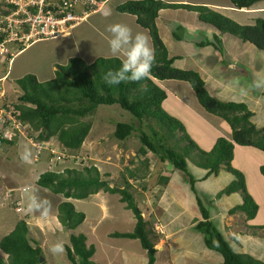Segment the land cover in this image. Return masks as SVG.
Here are the masks:
<instances>
[{
  "label": "trees",
  "instance_id": "1",
  "mask_svg": "<svg viewBox=\"0 0 264 264\" xmlns=\"http://www.w3.org/2000/svg\"><path fill=\"white\" fill-rule=\"evenodd\" d=\"M263 0H230L235 8H249ZM187 8L200 13V18L212 23L224 33H230L243 41L254 44L264 50V17L255 19L253 23L243 24L227 15L207 6L183 3H169L163 0H128L116 9L119 12L136 16L137 23L149 30L152 38L155 59L147 78L133 82H122L118 86L109 87L103 83L102 76L109 69L116 70L120 59L114 56H98L93 61H86L78 55L71 56L66 63H57L54 76L40 80L35 74H26L17 79L23 90L19 102L10 107L22 124H29L35 137L48 140L58 136L66 148L79 149L91 131L92 123L81 120L93 112L99 105L119 104L130 111L139 123L144 119H154L162 129L152 128L153 135L143 130L140 135L141 146L137 155H143L148 150L153 152L162 162H168L174 169L184 171L188 183L197 197L202 219L195 228L203 233L205 244L223 257L224 264H264L255 256L238 252L228 241L224 233L210 217V212L197 194V180L187 170V159L205 170L204 178L219 174L221 169L231 172L234 179L220 190L216 197L229 195L239 191L243 203L230 209V213L244 212L248 219H253L259 210V205L249 193L245 174L232 164L236 144L253 146L264 151V127L258 128L251 120L253 112L244 102L221 101L212 96L205 87L199 72L193 69H183L174 65L175 57L169 56L158 26L157 17L163 8ZM3 37V36H2ZM1 37V39H2ZM210 43H202V45ZM217 45L221 49V41ZM223 51V48H222ZM161 80H178L188 82L193 88L199 103L210 113L221 116L232 128V138L218 137L210 150H204L189 134L186 123L178 116L170 114L173 110L165 108L170 91L163 88ZM8 104V103H7ZM136 125L131 122L116 123L115 136L125 142L135 131ZM182 132V135H179ZM174 139L173 144L168 139ZM4 141V139L2 138ZM183 142V143H182ZM148 165L145 162V166ZM128 178L138 179L135 170L126 168ZM264 176V165L260 166ZM110 173L101 174L97 165L85 166L82 170L66 168L58 172L46 170L38 178V184L48 188L53 193L63 194L66 198L83 199L100 190L121 194V200L132 209L136 218L133 231L114 233L115 235L138 239L147 251V264H155L156 252L153 238L161 236L157 223L151 227L150 220L145 218L136 202L135 194L126 186H111L108 179ZM128 178L125 180L128 182ZM169 177L161 175V184L167 183ZM58 220L64 228L72 229L82 224L86 218L83 211L78 210L70 200H64L58 207ZM163 228V227H162ZM260 228L264 229V225ZM164 229V228H163ZM85 233H71L70 244H66V252L72 264H97L93 259L96 252L94 244H88ZM237 240V239H236ZM30 238V226L26 218L19 219L13 230L0 239V249L8 255L7 259L0 255V264H46L41 261L43 248ZM37 242V241H36Z\"/></svg>",
  "mask_w": 264,
  "mask_h": 264
},
{
  "label": "rangeland",
  "instance_id": "2",
  "mask_svg": "<svg viewBox=\"0 0 264 264\" xmlns=\"http://www.w3.org/2000/svg\"><path fill=\"white\" fill-rule=\"evenodd\" d=\"M121 1L122 0H111L107 5L111 11H107L105 13L106 16L103 19H101L99 15H96L97 13L93 14L92 16L91 14H88L83 20L71 28V32L69 34L65 36H59L63 38L67 37L68 39L53 38L49 36L40 38L33 37L29 41L23 40V44L17 43L15 41L12 42L13 44L10 43V52L12 51L10 55L12 56L16 49H20L21 47L30 44L32 42L31 40L34 38H37L38 40L42 39L39 40V42L34 43L29 50L26 48L24 51H22L23 54L21 52L17 55L18 58L16 61L26 57L28 59L30 68L25 67L26 64H22L18 66L20 69L16 70L12 76H19L18 79H20L26 75L25 73L35 74L40 80L44 81L46 78L53 77L55 72L52 70V68H56L55 65L57 63H66L68 58L73 55L81 56L86 61H93L98 56H112L107 45L110 34L106 29L111 24L124 23V19L122 16H120L121 14H119V12L113 8L115 4ZM222 2L230 3V0H222ZM0 4L2 5V7L0 6L1 14L5 11L4 1L0 0ZM102 8H106L105 5L98 7V10H101ZM83 12L84 6L79 5L77 7V13L82 14ZM241 18H244V16L241 15ZM179 31L182 32L181 30ZM107 34L108 36H106ZM3 55L6 56V53ZM63 58L66 61H63ZM32 62L33 64H30ZM43 73L47 74L43 75ZM15 82V86H17V94L16 92L15 94L18 96V98H13V101L9 100L8 98L7 101L10 104L7 107H10L13 103L19 102V96L23 93V90L18 85L17 80H15ZM168 85L171 88H176V84ZM186 91L187 89L183 92L184 102L182 103L187 104L191 102L200 110L197 98L194 96L188 97V93H186ZM170 106L177 109L174 112L170 109L169 113L171 114V112H173L172 115H177L186 123L189 134L193 135L194 140L201 148L204 150H210L211 148H207H209V142L215 133L213 131H208V127H211V125L200 119L199 115L198 119L200 122H203V125L198 126L196 118L190 115L188 110L181 108L180 105L177 104V102H174V100L171 98L167 100L165 108L169 110ZM0 109L3 111L1 121L4 123L5 120L9 118L8 116L11 115V110L8 108ZM81 120L91 122L92 129L79 149L66 148L63 146L61 141H59V138H57L58 136L56 135V137H53L52 141H49L54 143L56 153L50 154V149H45L48 143L44 144L36 160L32 158V162L30 164L22 163L19 160L18 154H16L15 150L13 149H9L5 154L0 155V197L4 193L5 194L3 197H8L6 205L2 207L0 206V239L6 235L7 232H9L8 230L11 226L10 222H13L12 220L14 219H21L25 217L27 212L26 210L23 212L15 210L16 207H13L15 205L14 201L19 200L20 197H12L8 188L5 187L6 184H8L9 181H14L16 186L20 187L17 190V195H19V193L22 191L23 184L26 183L24 178H29L31 173L37 169H44L42 172H45L47 167L58 168L61 171H64L66 168H76L82 170L85 166L97 165L102 175L105 173H110V177L103 176V178L111 181L110 185L130 187V190L136 196V202L138 203V206L144 211L145 214L148 213L146 207L154 206L160 197V186L158 184L162 185V174L164 176H172L171 180L173 184L170 186V190L176 194H179L181 197L183 196V188L180 186L186 182H189L188 176L186 173H184V171L174 169V167L168 162H162L159 157L150 150H148V152L143 155H137L138 149L141 146L140 135L143 130L148 132L150 135H153L152 128L162 132V129L156 120L144 119L140 124L137 118L134 117L130 111L122 108L119 104H101L87 116L81 117ZM205 120L212 123L214 127H218L211 119L205 117ZM118 122H133L136 125L135 131L125 142H122V140L117 139L115 136L116 123ZM197 126L201 128L194 130V128ZM223 127L222 132L225 133L226 131H224ZM31 130L32 128H22V133L19 134H30L31 136L33 134L31 133ZM16 135H18V133ZM179 135H182V132H179L178 136ZM13 137L14 135L11 133L10 138ZM173 140L174 139L172 138L168 139V143L173 144ZM3 149V146H1L0 150L3 151ZM58 154H61V159L57 158ZM44 159L46 161V165L43 163ZM187 161L188 172L197 180L202 174H204V170L200 167H197L193 163L192 158H188ZM145 162H147L148 165L145 166ZM232 164L235 168H238L245 174L248 191L259 205L258 214L252 219V223L264 225V176L260 171V166L264 165V151L253 146L237 145L235 148V156ZM126 168L135 170L136 173L140 175L137 177L140 178H128V172ZM127 178L128 182L125 181ZM233 179L234 176L231 172L222 169L220 170L219 174L211 177L207 182V192L209 194H197L202 198L204 205L208 208L210 206L211 208V204L209 203V201H211L210 196L212 195L216 199L219 198L216 197L217 193L222 190V188H225L226 185ZM102 193L103 195L95 197L76 199V208L86 214V221L78 225L76 228H64L62 224L57 221L56 213L54 211H49L50 217L44 219L42 223L38 221V218L35 215L36 219L34 218V220H32L29 224L31 227L30 238L35 241L33 242L34 245L37 243L43 248L42 257L46 261V264H72L67 256L65 245L70 243L71 233L78 234L81 232L87 235L88 244L95 245L97 252L93 259L97 262V264H125V260L129 263L132 259L134 261L133 264H147V254L145 256L139 254L144 253V248L142 247L140 240L114 234L128 231L131 232L134 230L136 218L132 209H129L126 204L122 202L120 193H114L110 191H102ZM194 195L195 194L189 195L191 198V206L189 207H199L197 203V197ZM241 195L242 194L240 193V196ZM224 196H222V221L229 220L228 222L231 223L232 220L230 219L233 218L236 219L234 221L238 230L254 231L256 233L255 238L260 237L257 240H261L259 241L260 245H258V248H255V251L257 255L263 259L264 229L247 227L245 221L247 222L249 219L243 212H237L231 215L229 212L230 209L240 203H243L242 196L241 202L233 205L229 209H227V205L233 204L234 201H231V197L227 200L226 198H223ZM194 197L196 198V202ZM103 204H105L107 207H102ZM3 211L5 213H9L10 215L13 213V217L7 216L6 214L2 213ZM107 213H110L111 217L107 216ZM103 214L104 216L102 217ZM146 217L149 218V216ZM100 218L101 220L98 221ZM226 223H223V225H226ZM151 227H153L152 229L154 232H156L154 229L156 226L152 224ZM158 227L164 231L162 226L159 225ZM226 228L227 227H225V229ZM222 232H225L224 229H222ZM160 237H162V235ZM153 240L156 241L157 238H153ZM58 242L62 243L63 251L58 254H53L50 251V247ZM231 245L235 250H237L233 242ZM0 255L5 259L8 257V255L1 249Z\"/></svg>",
  "mask_w": 264,
  "mask_h": 264
},
{
  "label": "crops",
  "instance_id": "3",
  "mask_svg": "<svg viewBox=\"0 0 264 264\" xmlns=\"http://www.w3.org/2000/svg\"><path fill=\"white\" fill-rule=\"evenodd\" d=\"M110 1L111 0H105L106 3H104V5L106 8L104 9L102 8L103 9V10L101 9L102 12L101 10L97 9L98 11L96 10V12L91 13V16L97 13L96 15H99V17L103 19L106 16L105 13L107 11L108 12L111 11L107 7ZM125 1L128 0H122L121 2L115 4L113 7L114 10H117L116 9L117 5ZM163 1L169 3H183V4L207 6L243 24L253 23L255 19L259 17H264V13H259V12H264V0L252 5L249 8H242V9L235 8L230 3L222 2V0H163ZM119 14H121L120 16H122V18L124 19L123 24L129 26L132 29L133 33L143 32L147 34L149 37V44L153 48L152 38L150 36L149 30L141 27L137 23L136 16L133 14L123 13V12H119ZM241 15H243L244 18H241ZM157 26L160 35L168 48L169 56L175 57V61H174L175 66L183 69H193L199 72V74L204 80L206 89L212 96L216 97L217 99L221 101H236V102L246 103L249 109L253 112L251 118L253 123H255L258 128L264 127V50L263 49H259L254 44L243 41L242 39L230 33L222 32L212 23L202 20L200 18L199 12L184 7L163 8L157 17ZM179 30H181L182 32H180ZM106 36H108V34ZM54 38H63V37H54ZM63 39H68V38L64 37ZM39 40L38 39L36 41L34 40V42H31L30 44L20 49H16L14 51V54H12V56L10 55L12 51L10 53H7L6 56L0 54V101H1L0 108H7V106H9L10 103L7 101L8 98L9 100H12L13 98L14 99L18 98V96L16 95L17 86H15L16 84L15 80H17L19 76H15V77L12 76L16 70L20 69V67L18 66L22 64H26L25 67L30 68L28 59L26 57L22 59H18L17 60L19 62L18 63L16 61V59L18 58L17 55L20 54L22 51H24L26 48L27 50H29L33 46V44L39 42ZM218 40L221 41V49L217 46L219 45ZM202 43H210V44L202 45ZM64 58L63 61H66ZM30 64H33V62ZM55 69L56 68L54 69L52 68L54 72ZM45 74L47 73H43V75ZM47 79H50V77L46 78V80ZM160 84L162 85L163 88H166L167 90L170 91V96L167 98V100L171 98L174 100V102H177V104H179L181 108H185L186 110H188L190 115L196 118L198 122V126L203 125V122L202 121L200 122V120L198 119L199 115H200L199 116L200 119L205 121L207 124L211 125V127H208V131H213L215 133L213 134L211 141L209 142V148L207 149L212 148L217 138L221 137L222 135L228 138H232V128L228 124V122L225 119H223L221 116L208 112L199 103L198 99L197 101L200 106V110L191 102L187 104L182 103L184 102L183 92L186 89H187L186 93H188L187 95L188 97L194 96L195 98H197L193 88L190 86L188 82L178 81V80H161ZM168 84H172V85L176 84L175 85L176 88H171L169 87ZM256 84H259L260 86L257 87L255 86ZM242 88L245 89V94L243 95L241 94L240 91V89ZM176 109L177 108L173 107L172 111L174 112L176 111ZM2 112L3 111L0 109L1 128L3 126H7L5 122L3 123V121H1V116L3 115ZM205 117L211 119L213 123L216 124L218 127H214L212 123L206 121ZM198 126L195 127L194 130L201 128ZM24 127L26 128L28 126H24ZM222 127L224 128V131H226L225 133L222 132ZM17 133L18 135H16ZM32 139L33 138L29 135H23V134L20 135L19 131L14 129V137L12 139H4L2 144L4 149L3 151L0 150V155L5 154L9 149L15 150V153L18 154V151L20 150L19 146L23 144H28L32 149V153H33L32 158L36 160V158L34 157L35 147L32 143ZM46 142L47 141H43L41 143L46 144ZM52 148L55 149L54 143L49 142L45 149H50L51 151ZM43 163L44 165H46L45 159ZM42 170L37 169L33 173H31L29 178L27 177L24 178L26 183L23 184L22 191L19 193V195H17V190L20 187L19 186L17 187L14 181H9L8 184H6L5 186L10 191V195L12 197H16V198L18 196L20 197L19 200L14 201V204L18 205L17 204L18 202L21 205L22 209L19 210L20 212H23L24 210L27 211L25 218L29 224L31 223L32 220H34V218L36 219V216L38 218V221H40V223H42L44 219H42L38 213L29 212L27 210V199L23 191V189L26 186H31L37 189L38 190L37 194L41 198H46L50 201L51 204L50 211H54L56 213L57 221H59L57 216L59 204L64 200H70L75 205V201L77 199V198H66L61 193L59 194L53 193L48 188L39 185L38 178L42 173ZM46 170L61 171L58 168H50V167H47L45 171ZM205 173L206 171L204 170V174H202L198 178L195 184L196 190L200 195L209 194L207 192L208 190L207 182L211 177L215 176V175H211L207 178H204ZM171 177L172 176L170 175L168 182L165 183L164 185L158 184L160 186V197L158 198V201L156 204H154V206L146 207L148 213L145 214L144 211L141 209L145 218L150 220L152 224L156 225L157 223H161L162 227L164 228V234L162 235V237L157 236V240L155 241V248L157 249L155 264H224L222 255L215 250L209 249L205 244L203 233L195 228L197 222L202 219V214L200 207H189L191 206V198L189 195L195 194L192 191L190 184L186 182L182 184V186H180L183 188V193H182L183 196L181 197L179 196V194H176L175 192H172L170 190V186L173 184ZM102 191L100 190L98 193L91 194L89 197L103 195ZM3 195H1L0 197L1 207L6 205V201H8V197L7 196L3 197ZM241 196H240V192H233L229 195L225 194L223 198H226L228 200V198L231 197V201H234L233 204L227 205V209L231 208L233 205L237 203H240ZM210 198L211 201H209V203L211 204V208L210 206L209 208L208 207L206 208L210 212L211 219L215 222V224L221 231L222 229H224L225 231L223 232L224 235L231 243L233 242L235 244L237 251L249 253L255 256L256 258L264 261V258L263 259L260 258L255 251V248H258V245H260L259 241L261 240H257L260 237L255 238L256 233L254 231L252 232V230L251 231L238 230L234 221L236 219L233 218L230 219L232 220L231 223L228 222L229 220L222 221V196L216 199L214 198V196L211 195ZM195 202H196V198H195ZM15 205L13 207H15ZM102 207H107V206L103 204ZM2 213L6 214L9 217H13V213L11 214L12 216L9 213H5L4 211ZM106 215L111 217L110 213H107ZM103 216L104 214L102 215V217ZM146 216H149V218ZM49 217L50 215L47 218ZM18 219L19 218L12 220L15 224L13 222H10L11 226L8 230L9 232L13 230L16 223L18 222ZM100 220L101 218L98 221ZM84 221H86V218ZM223 223H226V225H223ZM245 223L249 228L254 227L256 229H261L259 227L261 225L252 223V219H249V221L247 222L245 221ZM225 227L227 228L225 229ZM9 232H7L6 234H8ZM236 239L237 241H235ZM139 254L145 256L147 254V251L144 249V253L142 254L139 253ZM131 261L128 263L125 260V264H133L134 263L133 259Z\"/></svg>",
  "mask_w": 264,
  "mask_h": 264
},
{
  "label": "clouds",
  "instance_id": "4",
  "mask_svg": "<svg viewBox=\"0 0 264 264\" xmlns=\"http://www.w3.org/2000/svg\"><path fill=\"white\" fill-rule=\"evenodd\" d=\"M100 2H102V5H104L105 0H101ZM0 6L2 7L1 4ZM96 10L90 12L89 14L96 12ZM106 30L110 34L109 39L107 41L108 49L112 56L120 59V66L116 70L109 69L108 71H106L102 76L103 83L109 87H114L120 85L122 82H128V81L138 82L147 78V76L151 71L155 59V53L153 48L149 44L148 35L143 32L133 33L132 29L129 26L121 23L111 24L107 27ZM8 53H10V46ZM255 86L258 87L260 85L256 84ZM240 91L242 95L245 94V89L242 88L240 89ZM5 124L7 126H3V128L0 130V140H1L0 147L3 144L2 138L12 139L10 138V136L5 135V132H14V129H11L8 123ZM22 125L23 128H25L24 126H28L27 129H31V126L29 124H22ZM31 133H33L31 137L34 139V140L32 139V143L35 147L34 157L37 158L38 154L41 152V149L44 145L41 142L47 141L46 142L47 144L49 143L50 140L53 139V137L56 136H53L48 140H41V139H37L38 137L34 136L37 134V132H34V129L31 130ZM38 140H40L41 142ZM19 148H20V150L18 151L19 160L22 163L30 164L32 162V155H33L31 147L28 144H23L20 145ZM55 153H56L55 149L52 148L50 154H55ZM57 158L61 159L62 158L61 154H58ZM23 191L27 199V210L29 212L38 213L42 219H46L49 215V211L51 208L50 201L46 198H41L37 194L38 190L31 186H26L23 189ZM17 204L18 205H15V207L16 210L19 211L22 209V207L18 202ZM50 251L53 254L61 253L63 251L62 243L58 242L52 245L50 247Z\"/></svg>",
  "mask_w": 264,
  "mask_h": 264
},
{
  "label": "built area",
  "instance_id": "5",
  "mask_svg": "<svg viewBox=\"0 0 264 264\" xmlns=\"http://www.w3.org/2000/svg\"><path fill=\"white\" fill-rule=\"evenodd\" d=\"M3 1L5 11L8 12L4 11L0 14V54L2 55L8 53L9 44L13 41L23 44V40L29 41L33 37L65 36L90 12L95 11L96 6L98 8L102 5L98 0ZM79 5L84 6L82 14L77 13ZM8 117L5 123H8L11 129L22 133V122L12 112ZM2 128L0 126V130ZM11 133L14 132H5V135L10 136Z\"/></svg>",
  "mask_w": 264,
  "mask_h": 264
},
{
  "label": "water",
  "instance_id": "6",
  "mask_svg": "<svg viewBox=\"0 0 264 264\" xmlns=\"http://www.w3.org/2000/svg\"><path fill=\"white\" fill-rule=\"evenodd\" d=\"M41 261H43V258H41Z\"/></svg>",
  "mask_w": 264,
  "mask_h": 264
}]
</instances>
